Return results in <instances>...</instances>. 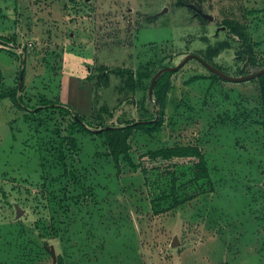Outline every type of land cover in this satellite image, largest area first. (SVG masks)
<instances>
[{"label":"rangeland","instance_id":"rangeland-1","mask_svg":"<svg viewBox=\"0 0 264 264\" xmlns=\"http://www.w3.org/2000/svg\"><path fill=\"white\" fill-rule=\"evenodd\" d=\"M0 34L14 43L0 44V95L23 71L26 105L49 98L89 126L0 97V264H56L58 251L67 264H264L258 78L214 79L191 58L163 107L149 94L188 53L232 75L264 66V0H0ZM154 115L159 130L128 137L133 160L194 144L209 178L170 160L116 168L97 129Z\"/></svg>","mask_w":264,"mask_h":264},{"label":"trees","instance_id":"trees-1","mask_svg":"<svg viewBox=\"0 0 264 264\" xmlns=\"http://www.w3.org/2000/svg\"><path fill=\"white\" fill-rule=\"evenodd\" d=\"M13 43L12 39L9 36L0 34V44L9 45V43ZM14 44V43H13ZM23 52L21 54V58L23 56ZM207 60V59H206ZM210 62V61H209ZM211 63V62H210ZM215 65V64H213ZM217 66V65H215ZM218 68L222 69L221 67L217 66ZM223 70V69H222ZM117 74L121 73H128L131 75V72L127 68H116L113 70ZM225 71V70H223ZM245 66H243L239 70V75L246 74ZM142 74V73H141ZM172 71H165L163 72L156 80L154 91H153V98L155 106L163 107L166 100V93L170 83V76ZM214 79H221L222 77L218 76L217 74L213 73ZM147 75V74H145ZM260 81V95L262 98V106H263V122H264V74L258 77ZM23 81V80H22ZM23 83L21 86L19 84L8 91L7 94H2L0 97L9 96L13 100V102L21 107L22 109H31V110H40L41 108H49L57 109L60 112L65 114H71L72 116V126H80L82 130H89V126L86 124L84 119L77 113H74L71 108L66 105L59 104L54 102L52 99L49 98H42L40 101L32 106L26 105L24 102L23 94ZM29 103H31V98H28ZM107 108V107H106ZM264 124V123H263ZM161 119H157L154 115L149 118L139 119V120H131L127 121L124 124H104L97 129L99 135H103L109 145L108 154L113 156V161L118 170L121 169V161L125 162L126 164L137 168L138 166H142L141 170L143 172H147V168L144 166L145 162H155V161H168L170 160L174 165L181 163V164H190L193 170V179L194 180H201L209 178V169L207 166V161L201 149L194 144H175L172 146H165V147H158L155 149H149L142 152L139 155L138 162H135L129 152V143L128 137L134 129H141L144 132L151 134L154 131L160 129ZM64 138L61 139V144ZM73 146L75 147L76 139L74 137H70ZM59 159L63 161L64 154L63 151L60 149ZM43 167V164H41ZM56 264H67L64 253L62 251H58L56 253Z\"/></svg>","mask_w":264,"mask_h":264},{"label":"water","instance_id":"water-1","mask_svg":"<svg viewBox=\"0 0 264 264\" xmlns=\"http://www.w3.org/2000/svg\"><path fill=\"white\" fill-rule=\"evenodd\" d=\"M191 58L197 59L202 65H204L210 71H212L213 73L217 74L218 76H220V77H222L224 79H227L229 81L250 80V79H253V78H258L260 75L264 74V66H262V67L256 69L255 71H252V72L247 73V74L232 75V74H229V73L223 71L222 69L218 68L217 66L213 65L212 63H210L208 60L204 59L200 55L195 54V53H188L176 65L162 67L155 73V75L153 76V78L151 80V84H150V87H149L150 96L153 95L154 86H155V82H156L157 78L163 72H165V71H175V70L179 69L182 65H184V63H186ZM22 76H23V71H21L20 75H19V86H21V84H22Z\"/></svg>","mask_w":264,"mask_h":264}]
</instances>
